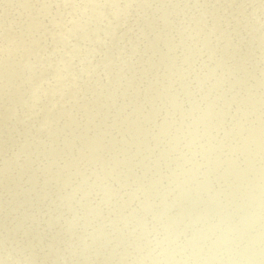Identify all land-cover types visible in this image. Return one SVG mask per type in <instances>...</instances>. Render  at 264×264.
<instances>
[{"label": "rangeland", "instance_id": "374dc122", "mask_svg": "<svg viewBox=\"0 0 264 264\" xmlns=\"http://www.w3.org/2000/svg\"><path fill=\"white\" fill-rule=\"evenodd\" d=\"M199 257L264 264V0H0V264Z\"/></svg>", "mask_w": 264, "mask_h": 264}, {"label": "bare ground", "instance_id": "6f19581e", "mask_svg": "<svg viewBox=\"0 0 264 264\" xmlns=\"http://www.w3.org/2000/svg\"><path fill=\"white\" fill-rule=\"evenodd\" d=\"M48 11H49V8L46 7V8H45V12L42 11V13H44V15L48 17V16H49V15H48ZM77 13H78V12H77ZM49 17H50V16H49ZM42 18H43V16H42ZM45 33H46V32H45ZM45 37H49V34H48V35L46 34L45 36L40 37L39 40H36L37 42H34V44L39 46L40 42H42V41L45 40ZM26 38H27V37H26ZM37 39H38V38H37ZM28 41H29V40H28ZM240 121H241V120H240ZM243 126H244V125H243ZM235 127H237V126H235ZM242 128H243V127H242ZM237 129H239V128H237ZM237 129H236V130H237ZM243 129H244V128H243ZM233 130H234V129H233ZM237 131H238V130H237ZM235 132H236V131H235ZM250 143H251V142H250ZM250 143H249V144H250ZM253 143H254V142H253ZM253 143H252V144H253ZM245 144H246V143H245ZM243 148H246V147H243ZM210 156H211V155H210ZM210 156H207V157H210ZM216 159H217V158H216ZM219 159H220V158H219ZM222 160H223V162H222L221 164H220V163H217V162H214V163L212 164V162H210L211 165H209L208 168H212L213 166H217V168L221 167V166L225 163L224 159H222ZM201 162H202V161H201ZM201 164H202V163H201ZM198 165H199V164H197L196 166H198ZM199 167H200V166H199ZM175 179H176V178H175ZM139 188H141V187L139 186ZM147 188H148V186H147ZM144 189H145V188H144ZM142 190H143V189H142ZM142 190H141V191H142ZM148 190H149V188H148ZM120 191H122V190H120ZM138 191H139V190H138ZM149 191H150V190H149ZM149 191H148V192H149ZM123 192H125V190H124ZM151 192H152V190H151ZM149 193H150V192H149ZM138 194H142L143 196H145V195H144V192H142V193L139 192ZM142 195H140V196H142ZM147 195H148V194H147ZM147 195H146V196H147ZM149 195H150V194H149ZM137 196H138V195H137ZM146 196H145V197H146ZM147 197H148V196H147ZM140 198H141V197H139V199H140ZM150 199H151V198H150ZM154 200H155V197H154ZM146 201H148V200H146ZM151 203H152V202H151ZM154 203H155V202H154ZM179 204H180V203H179ZM149 205H152V206H153V204H150V202H149ZM149 205H148V206H149ZM148 206L146 205V209H147ZM167 206H168V205H167ZM172 206H173V205H172ZM180 206H181V205H180ZM180 206H178V207H180ZM149 207H150V206H149ZM149 207H148L147 211L149 210ZM110 208H111V207H110ZM151 208H152V207H151ZM164 208H165V207H164ZM164 208H163V209H164ZM166 208H167V207H166ZM166 208H165V209H166ZM169 208H170V207H169ZM137 209H138V208H137ZM144 209H145V208H143V209H141V210H144ZM165 209H164V211H160V213L162 214V212H165ZM107 210H108V209H107ZM110 210H111V209H110ZM135 210H136V209H135ZM139 210H140V209H139ZM167 210H168V209H167ZM167 210H166V211H167ZM108 211H109V210H108ZM137 211H138V210H137ZM170 211H171V210H170ZM154 212H155V211H154ZM109 213H111V211H110ZM140 213H141V212H140ZM160 213H159V215H160ZM165 213H166V212H165ZM107 214H108V213H107ZM142 214H144V213H142ZM148 214H150V212H149ZM152 214H153V212L151 211V215H152ZM170 214H171V213H170ZM108 215H109V214H108ZM136 215H137V214H136ZM138 215H140V214H138ZM162 215H163V214H162ZM162 215H160V216H162ZM167 215H168V214H167ZM167 215H166V216H167ZM233 215H234V214H233ZM148 216H149V215H148ZM148 216H147V218H148ZM153 216H154V215H153ZM160 216H159V217H160ZM129 217H130V215H129ZM137 217H139V216H137ZM147 218H146V219H147ZM155 218H156V217H155ZM161 218H162V217H161ZM156 219H157V218H156ZM159 219H160V218H159ZM150 220H151V219H150ZM118 221H119V220H118ZM126 221H127V220H126ZM130 221H132V220H130ZM122 222H123V221H122ZM127 222H128V221H127ZM153 222H154V221H153ZM157 222H158V221H157ZM118 223H119V222H118ZM124 223H125V222H124ZM142 228H143V227H141V230H142ZM139 230H140V229H139ZM199 230H200V229H199ZM255 230H256V228H255ZM199 232H200V231H199ZM142 233H145V232H142ZM145 235H146V234H145ZM148 235H149V233L147 234V236H148ZM151 235H153V234H151ZM143 236H144V234H143ZM151 237L153 238V236H151ZM156 237H157V236H156ZM158 237L160 238V236H158ZM163 237H164V236H163ZM109 238H110V237H109ZM118 238H119V236H118ZM100 239H101V238H100ZM153 239H155V236H154ZM161 239H163V238L161 237ZM161 239H160V241H161ZM202 239H203V238H202ZM108 240H109V239H108ZM155 240H156V239H155ZM113 241H114V240H113ZM122 241H123V238H122ZM148 241H149V240H148ZM150 241H151V240H150ZM158 241H159V240H157L156 243H158ZM208 241H209V240H208ZM221 241H222V240H221ZM231 241H232V240H231ZM145 242H146V241H145ZM195 242H196V241H195ZM199 242H200V241H199ZM101 243H102V242H101ZM101 243H100V244H101ZM115 243H116V242H115ZM123 243H124V242H123ZM159 243H160V242H159ZM193 243H194V242H193ZM216 243H217V242H216ZM221 243H222V242H221ZM117 244H118V243H117ZM148 244H149V243H147V245H146V244H145V245L148 246ZM150 244H152V241H151ZM191 244H192V243H191ZM218 244H219V242H218ZM102 245H103V243H102ZM108 245H109V244H108ZM119 245H120V243H119ZM145 245H143V246L146 247ZM203 245H204V244H203ZM105 246H106V245H105ZM109 246H110V245H109ZM187 246H188V245H186V247H187ZM221 246H222V245H221ZM101 247H102V246H101ZM144 247H142L141 250L139 249L140 247L138 248L139 255H140V253H141V254L144 256L145 254H143V253L140 252V251H144V252H145L146 248H147V250H148V247H150L149 249H151V246H150V245H149L148 247H146L145 249H144ZM184 247H185V246H184ZM110 248H111V247H110ZM200 248H202V247L200 246ZM200 248H199V249H200ZM111 249H112V248H111ZM117 249H118V248H117ZM119 249H120V248H119ZM121 249H123V248H121ZM143 249H144V250H143ZM182 249H183V248H182ZM182 249H180V250L183 251ZM199 249H198V250H199ZM213 249H214V248H213ZM102 250H103V249H102ZM123 250H124V249H123ZM139 250H140V251H139ZM151 250H152V249H151ZM151 250H150V252H151ZM198 250L196 251L197 253H198ZM200 250H204V247H203L202 249H200ZM228 250H229V249H228ZM228 250H226V251H228ZM94 251H95V249H94ZM94 251H92V252H94ZM135 251H137V249H136ZM204 251H205V250H204ZM204 251H203L202 253H204ZM104 252H106V251H104ZM111 252H112V251H111ZM138 252H136V253H138ZM150 252H149V250H148V253H150ZM177 252H178V251H177ZM179 252H180V251H179ZM179 252H178V253H179ZM200 252H201V251H200ZM205 252H206V251H205ZM209 252H210V251H209ZM209 252H207V253H205V254H207V256H208ZM218 252H219V251H218ZM120 253H121V252H120ZM136 253H135V254H136ZM202 253H201V257H202ZM223 253H224V252H223ZM223 253L220 252V254H222V256H221V255H218V256L223 257V255H224ZM91 254H92V253H91ZM150 254H151V253H150ZM210 254H213V253H210ZM226 254H229V253L226 252L225 255H226ZM237 254H238V253H237ZM136 255H137V254H136ZM148 255H149V254H148ZM175 255H176V257H178L177 254H175ZM179 255H180V253H179ZM181 255H183L182 252H181ZM124 256H125V255H124ZM184 256H185V255H184ZM194 256H195V255H194ZM145 257L148 258L147 254L144 256V258H145ZM149 257H151V255H150ZM172 257H173V259H174V256H172ZM201 257H199V260H200L201 263H203V262H202L203 260L201 261V259H202ZM205 257H206V256H205ZM205 257H204V258H205ZM220 257H218V258L221 259ZM224 257H226V256H224ZM260 257H261V256H260ZM140 258H141V257H140ZM180 258H181V256H180ZM180 258H179V259H180ZM182 258H183V257H182ZM209 258H210V257H209ZM212 258H213V257H212ZM227 258H230L229 255H227ZM141 259H142V258H141ZM173 259H172V260H173ZM175 259L177 260L178 258H175ZM187 259H188V258H187ZM189 259H190V258H189ZM191 259H192V258H191ZM191 259H190V260H191ZM194 259H196V258H194ZM214 259H215V258H214ZM216 259H217V258H216ZM216 259H215V260H216ZM225 259H226V258H225ZM225 259H224V260H225ZM257 259H258V258H257ZM176 260H175V261H176ZM181 260L184 261V259H181ZM181 260H179V261H181ZM206 260H208V258H206ZM206 260H205V261H206ZM209 260H210V259H209ZM209 260H208V261H209ZM226 260H228V259H226ZM226 260L223 261V262H226ZM168 261H169V260H168ZM205 261H204V262H205ZM208 261H207L206 263H209ZM211 261H212V260H211ZM213 261H214V260H213ZM221 261H222V260H221ZM221 261H220V262H221ZM244 261H245V258H244ZM258 261H259V260H258ZM170 262H172V261H170ZM170 262L165 263V264H170ZM200 262H199V263H200ZM214 262H215V261H214ZM216 262H217V263H216ZM216 262H215V264H218V263L221 264V263H222V262L220 263L219 261H216ZM163 263H164V262H163ZM172 263H174V261H173ZM172 263H171V264H172ZM175 263L177 264L178 262L176 261ZM175 263H174V264H175ZM181 263H183V262H181ZM185 263H187V261H186ZM188 263H189V264H194L193 262H192V263L188 262ZM197 263H198V261H197ZM199 263H198V264H199ZM227 263H228V261H227ZM227 263H226V264H227ZM230 263H231V262H230ZM230 263H228V264H230ZM179 264H180V262H179ZM203 264H205V263H203ZM222 264H224V263H222Z\"/></svg>", "mask_w": 264, "mask_h": 264}]
</instances>
